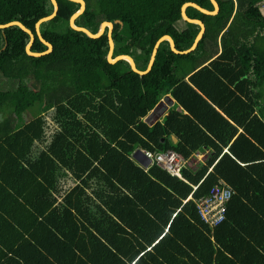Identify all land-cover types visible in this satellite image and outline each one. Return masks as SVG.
Here are the masks:
<instances>
[{"label": "trees", "instance_id": "1", "mask_svg": "<svg viewBox=\"0 0 264 264\" xmlns=\"http://www.w3.org/2000/svg\"><path fill=\"white\" fill-rule=\"evenodd\" d=\"M57 1L60 12L41 24L49 53L30 55L18 25L0 29V72L18 81L0 90V264H264L262 0H218L217 14L189 6L206 24L198 46L176 53L163 41L145 75L109 61L108 27L98 38L72 27L79 2ZM85 1L76 24L97 33L112 21L114 56L131 55L141 70L164 35L181 51L194 44L201 26L183 19L185 3L215 9L211 0ZM54 9L52 0H0V24L21 21L44 52L36 25ZM166 101L163 120L145 119ZM51 109L57 126L47 131ZM140 148L187 160L210 151L181 178L143 167ZM223 181L235 193L212 228L196 201Z\"/></svg>", "mask_w": 264, "mask_h": 264}, {"label": "water", "instance_id": "2", "mask_svg": "<svg viewBox=\"0 0 264 264\" xmlns=\"http://www.w3.org/2000/svg\"><path fill=\"white\" fill-rule=\"evenodd\" d=\"M53 3H54V6H55V9H54V12L51 14V15H48V16H45L43 18H41L38 22H37V25H36V29H37V33L38 35L40 36V38L42 39V41H44V43H46L48 45V50L44 51V52H35L32 50V45L36 39V36L34 34V32L29 29L25 24H23L21 21H11V22H8V23H4V24H0V29H3V28H7L9 26H13V25H18L20 26L21 28H23L25 31H27L30 35H31V41L29 42V44L27 45V52L30 54V55H34V56H41L43 54H46V53H49L52 51L53 49V45L51 42L47 41L42 33H41V24L45 21H48V20H51L53 19L58 11H59V3L57 0H52ZM73 1H77L81 4V7L80 9L74 13V15L71 17V25L73 28H75L76 30H79V31H83L85 32L86 34H88L90 37H94V38H98L100 37L102 34H104L106 28L108 27L109 28V41H110V50H109V53H108V59L111 63H116L120 60H128L133 68L134 71L140 73L141 75H145L147 73H149L151 71V69L153 68L154 66V63H155V60H156V56H157V53H158V50H159V47L161 45V43L165 40H168L171 44V48L174 52L176 53H189L191 51H193L199 44L200 40L202 39L205 31H206V24L204 23V21H202L201 19H197V18H191L188 14H187V8L189 6H194L196 8H198L199 10H201L202 12L204 13H207V14H217L220 10V5H219V2L218 0H211L212 3L214 4V7L215 9L214 10H209L207 8H204L203 6H201L200 4L196 3V2H187L183 5L182 7V15H183V18L184 20H187L189 22H193V23H198L200 24L201 26V31L199 32V34L197 35L196 39H195V42L194 44L192 45V47H190L189 49L187 50H179L176 46V42L175 40L173 39V37L171 35H164L163 37H161L156 45H155V48L153 50V53H152V56H151V59H150V63H149V66L146 70H141L138 68L137 64H136V61L135 59L129 55V54H120L118 56H114V50H115V42H114V39H113V35H112V32H113V28H114V23L112 21H104L101 25V28L100 30L97 32V33H94L92 32L90 29H88L87 27H84V26H78L76 24V19L78 18V16L80 14H82L86 7H87V4H86V1L85 0H73ZM117 22H122L121 20H117ZM173 139L174 141H177V138L175 136H173ZM134 157L135 159H137L138 161H140L144 166H149L151 164V160L148 159L145 154H144V151L143 149H137L134 153Z\"/></svg>", "mask_w": 264, "mask_h": 264}, {"label": "built area", "instance_id": "3", "mask_svg": "<svg viewBox=\"0 0 264 264\" xmlns=\"http://www.w3.org/2000/svg\"><path fill=\"white\" fill-rule=\"evenodd\" d=\"M264 12V0L260 4ZM145 156L151 160L152 164H157L167 170L173 176L183 178V168L188 166L189 161L173 149L166 151L144 150ZM235 190L226 182L216 186L212 194L199 198L197 208L201 218L212 228H215L226 219L228 203Z\"/></svg>", "mask_w": 264, "mask_h": 264}, {"label": "rangeland", "instance_id": "4", "mask_svg": "<svg viewBox=\"0 0 264 264\" xmlns=\"http://www.w3.org/2000/svg\"><path fill=\"white\" fill-rule=\"evenodd\" d=\"M184 22L181 21L180 22V26L181 27H184ZM222 47H220V51H221ZM14 80L8 78V77H5L1 72H0V90H14L15 88H13L12 86H16L18 84V81L16 80V82L14 81V83L12 82ZM25 82L28 83L29 86H31L33 89H36L38 90L39 87H40V83L39 82H36V80L34 78H27L25 80ZM264 94L263 96L261 97V101H262V104H261V108L263 109V112H264ZM169 103L166 101L165 104L161 105L159 107V109L155 110V114H153V116L151 117V120H155L156 119V115L157 117H159L162 113H164L168 107ZM34 110H38V107L37 108H32L31 110L29 109L28 111H26L23 115V118L24 120L23 121H26V120H30L33 116V111ZM55 114V110L51 109V110H48L44 113L45 117L47 118L48 120V128H47V131H51V128H56L57 124L56 122L54 121V116ZM6 116H4L2 113L0 114V121H3L5 119ZM149 117L145 118V119H148ZM42 148V146H41ZM137 161V160H136ZM138 162V161H137ZM139 163V162H138ZM199 162L198 161H195L194 159L190 160V163L188 164V167H192V168H196L197 167V164ZM140 164V163H139Z\"/></svg>", "mask_w": 264, "mask_h": 264}, {"label": "bare ground", "instance_id": "5", "mask_svg": "<svg viewBox=\"0 0 264 264\" xmlns=\"http://www.w3.org/2000/svg\"><path fill=\"white\" fill-rule=\"evenodd\" d=\"M219 2L221 3V1H219ZM227 4H228V2H227ZM230 4H231V3H230ZM245 5H246V4H245ZM252 5H253V4H252ZM59 12H60V11H59ZM254 12H255V11H254ZM256 12H257V11H256ZM237 13H238V12H237ZM247 20H248V19H247ZM244 23H245V22H244ZM236 24H237V23H236ZM257 24H258V23H257ZM178 27H179V26H178ZM242 29H243V28H242ZM252 30H254V29H252ZM42 32H43V31H42ZM178 32H179V31H178ZM44 34H45V33H44ZM45 35H46V34H45ZM263 47H264V46H263ZM146 48H147V47H146ZM205 50H206V49H205ZM256 59H257V58H256ZM214 63H215V62H214ZM106 64H107V63H106ZM106 67H107V66H106ZM111 71H112V70H111ZM217 71H218V69H217ZM209 72H210V71H209ZM110 73H111V72H110ZM213 73H214V72H213ZM212 75H213V74H212ZM199 77H200V76H199ZM202 77H203V76H202ZM225 77H226V76H225ZM220 79H221V78H220ZM115 80H116V79H115ZM174 81H175V80H174ZM262 82H263V81H262ZM262 84H263V83H262ZM204 85H205V84H204ZM204 85H203V86H204ZM224 85H225V84H224ZM199 87H200V86H199ZM223 88H224V87H223ZM240 88H241V87H240ZM240 88H239V89H240ZM226 89H227V88H226ZM241 89H242V88H241ZM260 89H261V88H260ZM168 90H169V89H168ZM211 90H212V89H211ZM173 91H174V90H173ZM201 91H202V90H201ZM224 91H225V90H224ZM240 91H242V90H240ZM209 92H210V91H209ZM209 92H208V94H209ZM211 92H212V91H211ZM225 92H226V91H225ZM215 93H216V92H215ZM187 94H188V93H187ZM198 94H199V93H198ZM206 94H207V91H206ZM151 95H152V94H151ZM188 95H189V94H188ZM196 96H197V95H196ZM184 97H185V95H184ZM191 97H192V96H191ZM197 97H198V96H197ZM238 97H239V96H238ZM145 98H146V97H145ZM240 98H241V97H240ZM187 99L189 100V98H187ZM238 99H239V98H238ZM139 100H140V99H139ZM193 101H194V99H193ZM119 102H120V101H119ZM126 102H127V101H126ZM225 102H226V101H225ZM110 103H111V102H110ZM186 103H187V102H186ZM186 103H185V104H186ZM188 103H189V101H188ZM106 104H107V103H106ZM148 104H149V103H148ZM185 104H184V105H185ZM192 104H194V103L192 102ZM207 104H208V103H207ZM107 105H108V104H107ZM139 105H140V104H139ZM180 105H181V104H180ZM234 105H235V104H234ZM150 106H151V105H150ZM236 106H237V105H235V107H236ZM191 107H192V105H191ZM232 107H233V106H232ZM199 108H200V107H199ZM203 108H204V107H203ZM236 108H237V107H236ZM236 108H235L234 110H237V109H238V108H237V109H236ZM133 109H134V108H133ZM189 109H192V108H189ZM230 109H231V107H230ZM119 110H120V109H119ZM145 110H146V109H145ZM186 110H187V109H186ZM191 111H192V110H191ZM198 111H199V110H198ZM205 112H206V111H205ZM210 112H211V111H210ZM231 113H232V112H231ZM10 114H11V113H10ZM12 114H13V113H12ZM144 114H145V113H144ZM191 114H192V113H191ZM214 114H215V113H214ZM229 114H230V113H229ZM257 114H258V113H257ZM195 115H196V114H195ZM182 116H183V115H182ZM210 116H211V115H210ZM213 116H214V118H215V115H213ZM196 117H197V116H196ZM217 117H219V115H218ZM161 118H162V117H161ZM199 118H200V117H199ZM199 118H198V119H199ZM209 119H210V118H209ZM209 119H207V120L205 119V120L208 121ZM8 120H9V119H8ZM184 120H185V119H184ZM187 120L189 121V119H187ZM192 120H193V119H192ZM192 120H191L190 122H192ZM198 121H199V120H198ZM209 121H210V120H209ZM211 121H212V120H211ZM217 121H218V120H217ZM186 122H187V121H186ZM228 122H229V121L227 120V123H228ZM182 123H183V122H182ZM199 123H200V122H199ZM194 124H195V122H194ZM202 124H203V123H202ZM209 124H210V123H209ZM213 124H214V123H213ZM223 124H224V123H223ZM171 125H172V124H171ZM191 125H192V123H191ZM207 125H208V124H207ZM204 126H205V125H204ZM159 127H160V126H159ZM187 127H188V126H187ZM174 128H175V127H174ZM176 128H177V127H176ZM190 128H191V127H190ZM197 128H199V127H197ZM160 129H161V127H160ZM162 129H163V128H162ZM199 130H200V129H199ZM199 130H198V131H199ZM202 130H203V129H202ZM195 131H196V130H195ZM195 131H194V132H195ZM162 133H163V132H162ZM168 133H169V132H168ZM201 133H203V132H201ZM160 135H161V134H160ZM180 135H181V134H180ZM203 135H204V134H203ZM165 140H166V139H165ZM178 140H179V139H178ZM227 142H228V141H227ZM227 142H226V143H227ZM158 143H159V142H158ZM158 143H157V144H158ZM166 143H167V142H166ZM189 146H190V145H189ZM158 148H160V147H158ZM147 149H148V148H147ZM131 150H132V149H131ZM131 150H130V151H131ZM183 157H184V156H183ZM127 169H128V168H127ZM148 177H149V176H148ZM150 180H151V179H150ZM36 182H37V180H36ZM166 182H167V181H166ZM34 184H35V183H34ZM157 185H158V184H157ZM164 190H165V189H164ZM164 190H163V191H164ZM162 193H163V192H162ZM160 195H161V194H160ZM163 195H164V194H163ZM192 195H193V194H192ZM166 197H167V196H166ZM165 200H166V199H165ZM153 206H154V204H153ZM156 206H157V205H156ZM53 207H54V206H53ZM152 208H154V207H152ZM164 218H165V217H164ZM147 223H148V222H147ZM156 224H157V223H156ZM208 228H209V227H208ZM181 246H182V245H181ZM63 247H64V246H63ZM172 249H173V248H172ZM185 251H186V250H185ZM188 252H189V251H188ZM173 255H174V254H173ZM192 257H193V256H192ZM190 260H191V259H190ZM72 264H73V263H72Z\"/></svg>", "mask_w": 264, "mask_h": 264}, {"label": "crops", "instance_id": "6", "mask_svg": "<svg viewBox=\"0 0 264 264\" xmlns=\"http://www.w3.org/2000/svg\"><path fill=\"white\" fill-rule=\"evenodd\" d=\"M184 19V18H183ZM222 50V49H221ZM164 102V101H163ZM162 105H163V103H162ZM170 106V105H169ZM169 106L167 107V109H166V111L164 112V113H162L159 117H157V115L155 116L156 117V119L157 120H163L164 119V117H165V115L168 113V111H169ZM156 110V109H155ZM153 114H154V110H153V112L149 115V118H151L152 116H153ZM162 117V118H161ZM209 149H204V150H202V151H199L198 153H196L190 160H192V159H194L195 161H198V162H200V161H204L205 159H206V157H207V155L209 154ZM189 163H190V161H189ZM63 184V183H62ZM64 192V191H63ZM63 195V194H62ZM60 199H61V197H60Z\"/></svg>", "mask_w": 264, "mask_h": 264}, {"label": "clouds", "instance_id": "7", "mask_svg": "<svg viewBox=\"0 0 264 264\" xmlns=\"http://www.w3.org/2000/svg\"><path fill=\"white\" fill-rule=\"evenodd\" d=\"M156 110H157V109H156ZM154 114H155V110H154ZM156 120H157V119H155V121H156ZM144 150H146V149H143V151H144ZM144 154H145V153H144ZM136 160H137V159H136ZM137 161H138V160H137ZM138 162H139L143 167H145V168H147V169H148L149 166L151 165V164H150L149 166L146 167V166H144L140 161H138ZM178 177H179V176H178Z\"/></svg>", "mask_w": 264, "mask_h": 264}]
</instances>
